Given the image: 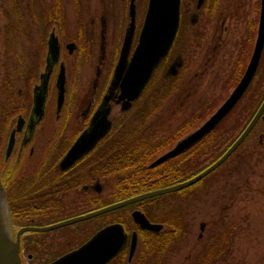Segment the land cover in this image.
<instances>
[{
    "label": "rangeland",
    "instance_id": "obj_1",
    "mask_svg": "<svg viewBox=\"0 0 264 264\" xmlns=\"http://www.w3.org/2000/svg\"><path fill=\"white\" fill-rule=\"evenodd\" d=\"M6 1L0 0V104L4 102L5 82L12 77L17 92L24 86L20 81L23 80L22 69H27L31 83L36 70L41 67L39 59L45 53L49 26L45 19L49 18L52 9L58 12L61 41L82 35L81 42L83 39L85 45L83 51H75L66 58L69 82L74 87L72 96L78 99L83 98L85 92L90 97L98 96L101 84H106L111 77L123 38L131 34L130 55L147 7V0H43L41 5L21 8L25 21L17 24L13 34H8ZM196 3L197 0H183L185 41L176 45L175 50L178 48L179 53L173 54L174 58L179 57L177 63L182 69L177 72L173 89L155 108L151 99L150 106L154 109L151 114L145 116L144 113L143 127L141 114L132 121L133 125L138 123L140 134L148 136L150 142L171 140L170 145L156 156L199 126L232 90L233 84L224 83L227 80L224 78L232 72L240 45L248 37L253 21L255 29L250 53L255 41L260 0H215L209 18L201 16L195 8ZM40 9L44 15L46 13L42 22L38 16ZM194 12L197 23L190 21ZM199 30L202 31L201 39L196 43L194 35ZM23 34H27L26 40ZM42 36L44 44L41 45ZM180 60H183L182 64ZM262 72L264 74V67ZM166 73V70L157 72L146 96L149 93L159 95ZM259 89H264V80ZM110 105L112 110L108 118L113 121L121 110L113 103ZM235 116L233 113L226 125L231 124ZM79 123L80 118H77L76 128ZM218 134L222 135V140L227 135L223 130ZM215 147L220 150L222 145ZM206 151L208 162L214 151L212 147ZM238 155L244 159L230 158L190 191L182 195L163 194V200L159 202L184 209L188 228L185 240L174 248L172 246L166 254L165 264H190L196 250L211 241V232L219 233L224 226L232 231L226 264H264V133L255 130ZM132 225L136 228L134 223ZM71 237L73 240L82 237L81 231L77 230ZM25 255L23 264H31Z\"/></svg>",
    "mask_w": 264,
    "mask_h": 264
},
{
    "label": "flooded vegetation",
    "instance_id": "obj_2",
    "mask_svg": "<svg viewBox=\"0 0 264 264\" xmlns=\"http://www.w3.org/2000/svg\"><path fill=\"white\" fill-rule=\"evenodd\" d=\"M6 2L8 3L5 10L7 33L13 34L18 27L17 24H21L26 18L21 8L27 9L28 5L34 6L37 3L41 5L43 0H7ZM39 13L38 16L41 17L42 22L44 18ZM52 13V16L45 19L49 25L45 40L48 34L54 31L59 39L60 52L59 60L52 66L49 74L43 114L31 125L29 120L32 115L34 88L39 83L40 74L45 68L47 44L44 56H40L41 59H39V65H42L36 70L31 83H29L27 69H22L23 80L20 81L24 82H22L24 86L16 92L11 77L7 82L9 86L4 90V102L0 104V181L5 192L11 231L15 237L18 230L26 228L19 239L22 263L25 253V258L31 264H49L83 244L102 227L111 223H121L127 233V241L118 253L122 256L116 257L117 254L107 264H129L140 245V236L145 234L152 236V232H158L141 229L135 223L131 213L134 209L141 210L140 207L122 211L121 215L119 214L123 216L122 221H109L103 213L47 230L29 229L47 227L98 209L107 205H101L104 201L120 197L125 188L129 193L127 197L150 191L155 181L149 171H145L141 176L125 174L122 171L123 147L112 143L107 145L115 139V133L122 131L112 126L121 122L125 110L131 109L139 97L131 102L129 108L123 109L122 101H117L120 93L119 85H113V68L110 79L106 84H101L102 88L96 98L86 95V92L83 98H74L72 96L74 87L71 81L69 82L66 58L75 51H83L85 45L83 39V43L81 42L82 35L62 42L58 27L59 17L54 16L53 9ZM23 35L26 40L27 34ZM126 37L129 38L130 50L132 35H125L123 41ZM40 38L42 45L44 38L43 36ZM68 43H73L71 51L67 47ZM170 51L166 56L168 62L164 70L167 72L166 76L175 75L177 78V72L182 67L177 63L179 57L174 58V53L170 54ZM182 61L180 60L181 64ZM60 63H63L65 67V84L63 101L59 106L56 79ZM149 83L150 81L147 85ZM81 99H83L82 103H80ZM112 103L119 106L121 110L113 121L108 118ZM105 109L107 114L104 118L109 126L103 134H97V122L103 117ZM77 118H80V123L76 128ZM19 119L20 128L17 129ZM13 131L12 145L8 150L7 146ZM111 150L118 152L113 153ZM183 153L185 151L163 162H178ZM150 163L148 164L150 168L155 167L150 166ZM140 183L147 187L140 188ZM142 188L147 189L138 192ZM127 212H129L128 217ZM146 217L151 223L161 224L160 230L169 229L167 224L149 219L147 215ZM133 223L136 228H132ZM76 229L81 231L82 237L73 240L71 236L77 232ZM132 234H135V249L129 259Z\"/></svg>",
    "mask_w": 264,
    "mask_h": 264
},
{
    "label": "water",
    "instance_id": "obj_3",
    "mask_svg": "<svg viewBox=\"0 0 264 264\" xmlns=\"http://www.w3.org/2000/svg\"><path fill=\"white\" fill-rule=\"evenodd\" d=\"M202 1L203 0H197L196 8L201 6ZM180 5L181 0H148L142 26L138 34L137 44L135 45L129 58V38L126 37L124 39L113 74V85L118 84L120 88L117 101H122L123 109L129 108L131 102L139 97L155 68L168 54L179 27ZM196 17V13L192 14V23L196 21ZM46 44L47 49L45 56V68L40 74L39 83L35 85L34 88L31 115L32 119L30 118L29 120L31 125H33L36 119H38L43 114L49 74L51 72L52 66L59 60L60 43L54 31H51L48 34ZM67 47L71 51L73 43H68ZM263 47L264 0H260L256 37L250 57L242 75L226 98L197 128L181 138L172 148L158 156L150 163V166L158 165L163 161L186 151L214 130V128L231 112V110L239 102L253 80L259 65ZM64 84L65 67L63 63H60L56 79V85L58 87L57 103L59 106L63 101ZM106 110L107 109L104 110L103 117H101L97 122V134H103L109 126V123H107L106 119L104 118L105 114H107ZM263 112L264 98L244 129L223 152V154L192 177L169 186L133 195L88 213L59 221L47 227L29 229L47 230L54 227L63 226L127 206L146 198L178 191L191 186L221 165L236 150V148L252 130L256 122L259 119L264 120ZM19 128L20 119L17 121V129ZM13 133L14 131L11 134L9 144L7 146L8 150L12 145ZM131 216L141 229L158 231L162 228L161 224L149 222L145 214L138 209L133 210ZM24 230H26V228L18 230L15 237L13 236L9 212L5 201V193L0 182V264H22L19 254V239L20 234ZM126 241L127 233L124 231L122 224L111 223L102 227L77 248L61 255L49 264H107L123 248ZM134 249L135 234H132L128 256L129 259H131Z\"/></svg>",
    "mask_w": 264,
    "mask_h": 264
},
{
    "label": "trees",
    "instance_id": "obj_4",
    "mask_svg": "<svg viewBox=\"0 0 264 264\" xmlns=\"http://www.w3.org/2000/svg\"><path fill=\"white\" fill-rule=\"evenodd\" d=\"M214 2L215 0H203L200 8L198 9L201 16L209 18L212 13ZM184 8L185 7L183 4V0H181L180 27L173 43V46L171 48L170 54L174 53L175 51L177 52L178 48L175 50L176 45L178 43L182 44L183 41H185V37L182 33L185 15ZM52 15L53 13L51 12L50 16ZM40 16H43V18L46 17V13L44 15L43 9L40 11ZM54 16H58V12H54ZM254 29L255 21L251 23L248 37H246L242 41L240 49L237 53V58L232 68V72L226 74L224 81L226 79L227 80L224 83L230 82L234 85L243 73V70L246 65V58L250 54V48L254 36ZM201 34L202 31L195 33L194 41L196 43H199L198 41L201 39ZM177 53H179V51ZM167 60V57H165L161 61V63L155 70V74L150 80V83L147 85L146 89L143 91L141 96L137 99L131 109L124 112L123 119L121 120V122L119 121L117 122V124H114L112 126V128L122 129V131L120 133H115V139L107 143V145L112 143L116 146L123 147L122 153L124 161L122 171H124L125 174L132 176H141L145 171H149L150 173H152V178H154L155 181L153 182L150 189H156L172 185L177 182L188 179L203 170L204 168H206L217 158H219L223 154V152L230 146V144L236 139L240 132L244 129V127L249 122V120L251 119V117L253 116V114L255 113L264 98V89H259L260 85L264 80V74L262 72V69L264 67L263 47L260 62L254 75V78L242 98L231 110V112L214 128L211 133H209L201 141L193 145L190 149L185 151V153L181 155L182 158L178 160V162H163L162 164L150 168L148 164L156 158V155L162 149H165V147L170 145L171 140H169V138L165 140L156 139L150 142L148 140V136L144 137V135L140 134V126L138 125V123L136 125H133L132 121L133 119L135 120L136 117H139L138 114H141L140 123H142L143 127V123L145 122V118H143L144 113L145 116L151 114V111L160 104L161 99L166 97L169 92L173 89L176 81V76H163V81L159 88V95L154 96L152 93H149L146 96L147 90L150 87V84L153 82L157 72L165 69L164 67L166 65L165 63L167 62ZM254 81L256 83L253 85ZM7 82L3 84V90H5L9 86ZM151 99L153 100L152 107L154 108H151L150 106L152 103ZM233 113H236L233 122L231 124L226 125L227 119L232 116ZM222 130L224 133L227 134L223 136L224 140H222V135L218 134L219 131ZM255 130L264 133V120L259 119L256 122V124L254 125L250 133L246 136V138L220 166H218L212 172L207 174L200 181L194 183L192 186L174 192L171 195H182L187 191H190L191 189L195 188L198 184H201L204 180L213 175L225 163H228L230 158L238 157L239 149L245 144V142L247 143V140L251 137L252 133ZM217 144L222 145V148L220 150L219 148L215 147ZM210 147H212L214 151L212 153L213 157L211 160L206 162L208 155L206 149ZM111 151L113 153L118 152L117 150ZM238 158H240V160L244 159L243 156H239ZM184 165L185 168L183 167ZM141 187L147 186H144L142 183H140V188ZM144 189L147 188H142L138 192H141ZM127 192L128 191L125 188L124 193L120 197L104 201L101 205L121 200L129 196V193ZM163 197L164 195L148 198L103 214V216H106L109 221H122L121 218L123 216H120V213L122 211L135 207H140L149 219L158 220L159 222H162L169 226V229H163L155 233L152 232L153 237L149 236L148 234L140 236V245L136 249L133 259L129 264H165L166 254L170 250H172V246L174 248L176 245L183 242L187 237L188 228L187 224L183 219L185 215L184 209L180 206L174 205L172 207L170 204L159 202V200H163ZM231 234L232 231L231 229L230 231H228L227 226H224L222 231H220L219 233L215 231L211 232V241L205 242L200 249L196 250V252L193 254L192 261L190 262V264L228 263L229 261L227 259V256L228 253H230L229 241L231 238ZM120 256H122L121 253L118 254L116 257Z\"/></svg>",
    "mask_w": 264,
    "mask_h": 264
}]
</instances>
